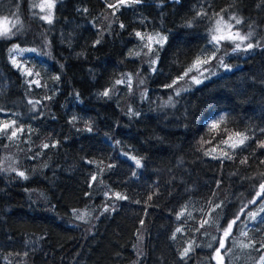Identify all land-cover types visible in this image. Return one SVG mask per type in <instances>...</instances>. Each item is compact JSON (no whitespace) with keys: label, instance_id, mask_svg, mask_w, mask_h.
Instances as JSON below:
<instances>
[{"label":"trees","instance_id":"16d2710c","mask_svg":"<svg viewBox=\"0 0 264 264\" xmlns=\"http://www.w3.org/2000/svg\"><path fill=\"white\" fill-rule=\"evenodd\" d=\"M42 2L0 0V18L15 25L10 39H0V122L15 119L24 129L14 140L0 136V264H217L214 250L237 215L223 260L234 245L242 251L231 264H257L255 249L264 242V0H142L118 11L107 6L117 0H63L51 24L39 18ZM221 17L239 19L234 28L250 32L258 46L233 52L226 43L211 65L223 58L241 67L166 106L171 89L162 85L202 50L211 55L209 28ZM137 31L168 37L162 49L154 45L156 73L149 64L155 53ZM14 46L36 49L17 55L19 69L9 55ZM25 68L40 75L28 77ZM126 74L131 90L115 83ZM32 79L42 86L26 83ZM106 89L110 98L97 95ZM220 115L227 131L210 132L208 122ZM235 131L250 138L247 147L220 143ZM212 148L217 159L204 155ZM117 192L127 199L117 200ZM84 210L87 218L77 219Z\"/></svg>","mask_w":264,"mask_h":264},{"label":"snow or ice","instance_id":"6c2138e0","mask_svg":"<svg viewBox=\"0 0 264 264\" xmlns=\"http://www.w3.org/2000/svg\"><path fill=\"white\" fill-rule=\"evenodd\" d=\"M142 0H117L116 4H111L109 3L107 6L109 8L115 9L116 11L119 10L120 6H129L132 4H139L141 3ZM56 3V0H43V2L39 5H35L36 7H39L41 12H45V10L47 9L48 12L46 15L40 16L39 18L41 20L46 21L47 23L51 24L52 23V14H51V10L54 8ZM83 11H87V9H84ZM199 15L201 16H205L206 12H201ZM232 19H235L236 24H239L241 21L239 19H236L235 17H233ZM187 27H192V23L189 22L187 25ZM12 27H15V25H12ZM12 27H9L8 24L6 22H0V39H10L11 35H14V33L12 32ZM121 28H124L123 24H120ZM136 37L138 39H140L142 42L146 41V43L143 44V47L148 49V53H155L156 58L155 59H151L149 61L150 64V71L152 73H156L157 72V63L159 60V49H162L165 44L168 43V37L161 35L159 32H156L154 34H144L142 32L137 31L135 33ZM209 44L212 46L211 49V55H204L203 53L208 51V49H204L202 50L201 55H198L193 61L192 63L187 67L186 70L183 71V74H178L176 79L172 80L171 83H165L162 85L163 88L165 89H176V85L180 82V81H184L186 77H189L190 73L196 72L197 75L192 76L191 77V84L192 85H200L204 82V80L209 79L210 76H206L205 72L208 71L205 66L209 65L212 61L216 60V53H218L220 51V49L222 47L225 46L226 43H231L234 45L233 47V52L239 51L241 50V45L244 43V41L246 39H248V37L246 36H241L240 33L237 32H233L232 31V25L230 23H228L227 21L224 20L223 17H221L220 19L215 21V24L209 28ZM237 41H239V43H237ZM101 41L100 40H96L93 46H96L98 44H100ZM154 45H158V48H155ZM253 47V45L251 43L247 44L246 49H251ZM36 49H22L19 48L18 46H14L13 48H11L9 50V55L11 57V63L16 66L18 69L21 67L20 64L17 62L16 57L13 55V53L15 52H19L20 54H23L24 52H35ZM146 53V54H148ZM140 53H135V55H139ZM220 66L224 67L226 70H231L230 66L228 64H226L223 60V58L220 59L219 61ZM23 73L28 76V77H32L33 75L35 76H39L40 73L36 72L35 74L33 73L32 69L30 68H25L23 69ZM211 75H215V73H211ZM54 80H59L60 77L59 76H55L53 77ZM132 74H126V77H122L121 79H117L115 81L116 85H122V84H127L129 89L131 90V86H132ZM26 83H28L30 86L31 85H36L37 87L42 86L40 81L37 79H32V80H28L26 81ZM140 84L144 83V80H140L139 81ZM191 87H187V88H181V89H176V95L179 96L181 94L182 91H190ZM112 91V89H106L103 92H99L97 93L98 96L100 97H105V98H110V92ZM142 96L144 98H146L147 93H143ZM29 103H32V101H29ZM36 104H39L40 101H36ZM173 104V98L171 96H169L168 101L166 102V106L168 105H172ZM34 110V109H33ZM2 111V110H0ZM129 113L131 115H139V113L133 111V109L129 108ZM226 117L224 115H220L216 120H213L212 122H210L208 124V129L209 131H215V132H221V130L223 131H227L226 129ZM88 131H91V128L88 129ZM24 129L22 127H20L17 123V121L15 119L11 120V121H3L0 122V136H3L4 138H7L8 140H14L16 138H18V134L23 133ZM250 138L239 131H235V132H229L227 135L226 139H220V143L232 148V149H236L238 147L244 146L247 147L248 145H246V141H248ZM209 141L205 140L204 138H202V143H207ZM53 147H55V145H52ZM49 144H44L43 148H48ZM258 147L264 149V140H260L258 143ZM217 151L216 148H212L210 151H204V155L205 156H210L212 155V153H215ZM224 157L231 159V155L228 152H224ZM129 159L133 160L135 162V165L137 168H140L141 165V161L139 159H137L134 156H129ZM213 159H217L218 157L212 155ZM88 163H92V161H88ZM242 163H246L245 161H242ZM262 163H264V161H262ZM109 168L113 167V165L109 164L108 165ZM0 171H3V169H0ZM13 171H16L15 169H13ZM16 175L19 176L22 179H28V177L25 175V173L23 171H16ZM133 175L135 176L136 173H133ZM92 180L95 181L96 180V176L93 175L92 176ZM260 189L261 192H264V182H262L260 184ZM261 193L258 192L257 196H259ZM115 196V198L117 200H123V199H127V197L125 195H122L121 193H114L113 194ZM149 199H151V196L149 197ZM250 203H255V201H250ZM217 207H219V205H217ZM261 211H264V208L260 209ZM105 211H108V208L105 207ZM243 211V210H241ZM74 214H76L74 212ZM183 213H181L180 215H182ZM85 213H80L77 215V219L79 220H84L85 219ZM258 215V213H249V216L252 217L253 219H255V217ZM177 218L179 219V215L177 216ZM240 219V216L237 215L235 217V219H233L226 228L223 229V235H224V239L219 241V247L216 248L214 251L216 253V261L217 264H222L223 262V256L221 255V250L225 248V240H227V238H229V236L231 235L232 232V228L233 225H235L237 223V221ZM204 223H207V221H205ZM260 223L264 224V217H261L260 219ZM203 226V225H202ZM180 229L177 228V232H179ZM244 235H247V233H244ZM175 238V237H173ZM254 246V242L252 244H244L243 247L248 248ZM258 252H261V255L259 257V264H264V242L260 243L259 248L255 249ZM188 249H185L184 255H187L188 253Z\"/></svg>","mask_w":264,"mask_h":264},{"label":"rangeland","instance_id":"374dc122","mask_svg":"<svg viewBox=\"0 0 264 264\" xmlns=\"http://www.w3.org/2000/svg\"><path fill=\"white\" fill-rule=\"evenodd\" d=\"M61 1H63V0H57L56 3H55V5H56L58 2H61ZM176 1H177V0H176ZM54 8H55V6H54ZM54 8H53L51 11H53ZM47 12H48V10L46 9L45 12H42V16H43V15H46ZM219 19H220V18H219ZM217 20H218V19H217ZM224 20L227 21L228 23H230V24L232 25V31H233V32H237V31H238V30H236V29L234 28L235 25H236L235 19L230 18V19H224ZM0 22H6V23L8 24V26L11 27V26H10V21H9L8 19L0 18ZM239 24H240V23H239ZM238 32H239V31H238ZM240 35H241V36H246V37H248V39H246V40L244 41V43L241 45V50H239V51H251L253 47L256 48V47L258 46V41H257L256 39L253 38L254 36H253L250 32L242 33V34H240ZM209 39H210V38H209ZM237 43H239V41H237ZM249 43H251V44L253 45V47H252L251 49H247V50H245L247 44H249ZM228 44L233 45V44H231V43H228ZM233 46H234V45H233ZM253 49H254V48H253ZM236 52H238V51H236ZM26 53H27V52H24L23 54H20L19 52H15V53H14V56L17 57V55H24V54H26ZM205 55H207V54H205ZM211 64H212V62H211L209 65H206V66H205V68L208 70V71L205 72V75H206V76H210V78L204 80L203 83H206V82H208L209 80H211L212 78L217 77V76H219V75H221V74L230 73V72H232V71H234V70H236V69H238V68L241 67V64H236V65H234V66H230V65H229V66H230V69H231V70L229 71V70H226L224 67L220 66V63H219V62H218V63H215L214 65H211ZM211 73H215V75H211ZM189 75H191V76L186 77L184 81H180V82L176 85V89H181V88L191 87V90H192L193 88L198 87V86H200V85L203 84V83H202V84H200V85H192V84H191V77L197 75V73H196V72H193V73H190ZM176 89H171V95H170V96H171L172 98L177 97V95H176ZM184 92H187V91H182L181 94L184 93ZM168 98H169V97H168ZM168 98H166V102L168 101ZM218 117H219V116H218ZM218 117H215V118H213L212 120H210V121L208 122V124H209L210 122H212L213 120H216ZM129 156H130V155H125V158H126L127 160H130L131 162H133V163L135 164V162H134L133 160H131V159L128 158ZM80 213H85V214H86V215H85V218H87V215H88V211H87V210H84V211H82V212H77V215L80 214ZM241 251H242V248H238V246L234 247V245H232L231 248L228 250L227 256L224 257V259H225L229 264H231L230 262H232V261H234V260H237V258H238V254H240ZM225 260H223L222 264L225 262ZM214 261H216V257H214ZM257 264H259V260H258Z\"/></svg>","mask_w":264,"mask_h":264}]
</instances>
